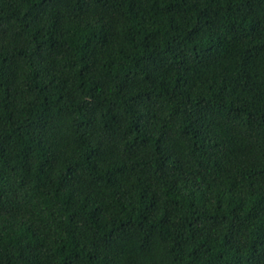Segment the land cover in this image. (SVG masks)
I'll use <instances>...</instances> for the list:
<instances>
[{"label":"trees","instance_id":"1","mask_svg":"<svg viewBox=\"0 0 264 264\" xmlns=\"http://www.w3.org/2000/svg\"><path fill=\"white\" fill-rule=\"evenodd\" d=\"M0 264H264V0H0Z\"/></svg>","mask_w":264,"mask_h":264}]
</instances>
